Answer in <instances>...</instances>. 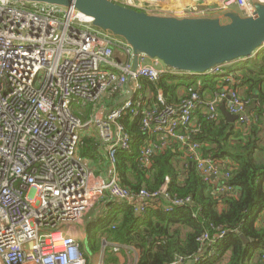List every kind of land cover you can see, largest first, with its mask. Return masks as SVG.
<instances>
[{
  "label": "built area",
  "instance_id": "built-area-1",
  "mask_svg": "<svg viewBox=\"0 0 264 264\" xmlns=\"http://www.w3.org/2000/svg\"><path fill=\"white\" fill-rule=\"evenodd\" d=\"M109 1L130 7L123 0ZM163 1L143 0L147 5ZM257 4L264 5V0L226 1L243 17H251ZM79 15L49 4L0 1V264H86L85 253L68 230L97 202L105 197L119 203L140 199L142 203L134 209L140 215L152 201H169L166 186L152 193H132L120 184L117 156L128 152L132 143L122 123L125 117H142L148 139L138 161L144 168L151 165L156 150L178 143L205 180L229 176L218 163L199 155V144L188 142L182 132L193 125L196 111L204 109L206 119L216 121L218 102L225 100L228 113L240 126L255 118L235 91H223L210 101L192 93L177 107L161 111L144 106L140 81L157 82L167 70L147 65L144 56H139L134 68L132 49L126 42L94 28L91 19ZM114 48L128 61L114 59ZM209 74L232 80L223 67ZM128 82L132 83L130 97L104 108L105 94ZM156 100L164 104L160 91ZM88 107L91 112L86 120L74 114V109ZM96 108L102 109L100 115ZM91 127L106 151L107 181L94 178L77 159L81 135ZM157 136L169 140L157 145L152 142ZM223 188L233 190L227 185ZM172 203L179 206L184 201ZM224 235L220 232L217 239ZM198 241L204 246L217 240L205 233Z\"/></svg>",
  "mask_w": 264,
  "mask_h": 264
},
{
  "label": "trees",
  "instance_id": "trees-1",
  "mask_svg": "<svg viewBox=\"0 0 264 264\" xmlns=\"http://www.w3.org/2000/svg\"><path fill=\"white\" fill-rule=\"evenodd\" d=\"M241 65L236 73L224 69L225 74H231V82L219 75L189 77L169 71L157 82L142 79V88L152 93L150 100H145L146 107L161 111L177 107L192 93L204 98L205 90L213 95L235 91L244 101H251L256 95L258 108L253 113L261 118L264 115V49L256 58ZM179 89L184 91L182 97H179ZM118 90L109 93L110 106L117 99L113 94ZM159 91L164 104L157 103ZM90 110V107L84 110L85 114ZM74 114L81 120L87 119L77 110ZM199 116V122L182 132L188 142L199 144L202 157L218 163L221 172H227L229 177L205 180L194 160L186 156L178 143H169L156 150L151 165L144 168L138 161L139 151L148 139L141 124L142 117H125L122 123L131 135L132 143L128 152L120 151L117 156L120 184L132 193L140 190L152 193L166 186L169 201L165 199L160 205H147L145 212L138 216L131 203H112L109 219L94 221L89 232H107L109 238L136 249L139 252L136 264H186L192 260L195 264H264V229L255 226L257 212L264 210V162L258 156L262 149L254 137L253 126L242 139L234 129L235 124L222 114L219 113L216 121ZM164 137H153L152 142L157 145L168 142L169 139ZM91 140L83 138L79 151L86 153L87 143ZM225 163L229 165L224 167ZM225 185L233 190L225 191ZM176 200L184 203L175 206L172 202ZM165 206L170 211L165 212ZM223 231L225 235L217 239ZM205 233L217 241L200 245L198 239ZM87 248L96 250L97 245L88 243ZM212 251L216 255H212Z\"/></svg>",
  "mask_w": 264,
  "mask_h": 264
},
{
  "label": "water",
  "instance_id": "water-1",
  "mask_svg": "<svg viewBox=\"0 0 264 264\" xmlns=\"http://www.w3.org/2000/svg\"><path fill=\"white\" fill-rule=\"evenodd\" d=\"M8 1L43 3L77 11L91 19L94 28L126 42L132 49L134 68L139 65V56H144L161 62L175 75L200 77L215 67L246 63L264 49V5L259 4L251 17L226 13L224 23L218 18L153 15L109 0ZM130 92L114 106L128 99ZM253 107L254 104L247 110ZM223 116L231 123L236 121L227 111H223ZM240 238L245 240L242 235ZM186 264H195V261Z\"/></svg>",
  "mask_w": 264,
  "mask_h": 264
},
{
  "label": "crops",
  "instance_id": "crops-1",
  "mask_svg": "<svg viewBox=\"0 0 264 264\" xmlns=\"http://www.w3.org/2000/svg\"><path fill=\"white\" fill-rule=\"evenodd\" d=\"M226 1L227 0H164L162 3L159 4L147 5L144 3L146 7H144L141 11L153 15L172 16L177 18H184V17L218 18L221 21L222 18L225 17V14L228 12H234L242 15V12L236 6H226ZM151 5H154L156 7L155 10L157 11L159 9L160 12H155V13L147 12L150 11L148 6ZM113 58L120 62L128 61L127 57L124 56L123 53L116 48L113 49ZM252 59L254 58H251L250 60ZM241 64H245V63L234 62V63L226 64L224 66V69L226 71L227 69H231L232 71H234V73H236L238 69L241 68L242 66ZM147 65L156 68V65H158V61H151ZM156 69L162 71L167 70L165 68H156ZM216 83H218V80L216 81ZM129 89L130 90L132 89L131 82H128L127 85H125L122 89H119L118 92L115 93L117 95V99L113 100L112 106L109 105L110 102V99H108L110 98L109 93L105 94L104 99L102 101V106L104 108L110 109L115 105L117 101H120L123 97H126L128 95L130 91ZM141 90H144L143 94L146 96L145 100L146 99L150 100V96L152 95V93L148 89L142 88ZM183 93L184 91H181V89H179L178 91L179 97H182ZM203 96L205 100L210 101L214 95L213 93H210L209 91L205 90ZM255 98H253V100L251 99V101H246L248 106L254 104L252 110L250 111L246 110L251 117H255L254 120H252L249 124L243 126H240L237 123V121H235L234 129L239 132V137L243 139V137H246L250 133V127L253 126L252 130L254 137H256V139L258 140V145L262 149V151H260L258 156L259 159L262 162H264V116L261 118H256L257 116L253 113L254 110L258 108ZM149 100H147V102ZM145 105H147L146 102L144 106ZM217 107L219 113L223 115V111H227V102L225 100L219 101ZM75 110H77V112H79L80 115H85V118H88L91 112L90 110L85 114L84 110L78 108L74 109V111ZM85 110H87V108ZM95 112L100 115L102 109L96 108ZM205 114L206 111L204 109H199L198 111H196V113L193 116V126L197 122H199V118H200L199 115H201V117H204ZM83 138L92 139V140L91 143H87V146H89V148L86 151V153H82L78 149L77 159H79L81 163L85 167H87V169L90 171V173L94 178L107 181L110 178V173L106 159V151L97 136L96 129L94 127H91L88 131L83 132L80 141H82ZM220 178L224 179L222 176L221 177L218 176L213 178V180L214 179L220 180ZM112 203L115 205L124 204V202L119 203L111 199L110 197H105L101 201L97 202L92 207V209L88 210V212L83 217L84 219L82 218L80 222H78L75 226H73L68 230V233L70 235H73L77 239L81 248L84 250L86 263L88 262V264H136L137 263L139 252L133 247L127 246L125 244H121V242L118 241L117 239L109 238L107 232H105L104 234H102L101 232H96L95 234L93 232H89V226L94 221L104 218L109 219V214L112 213L111 211L112 207L110 206ZM125 203H131L132 205H134L135 208H138L142 202L140 199H133ZM156 204L157 205L162 204V200L152 201L148 203V205H156ZM257 213L258 215L255 221V226L259 229H264V210H260ZM136 216H138V214ZM88 243L97 245L96 250L90 251L89 248H87Z\"/></svg>",
  "mask_w": 264,
  "mask_h": 264
},
{
  "label": "rangeland",
  "instance_id": "rangeland-1",
  "mask_svg": "<svg viewBox=\"0 0 264 264\" xmlns=\"http://www.w3.org/2000/svg\"><path fill=\"white\" fill-rule=\"evenodd\" d=\"M126 4L125 5H128V6H131V7H133V8H135V9H140V10H142L143 9V7H146L145 6V4H144V2H143V0H123ZM149 7V10L150 11H147V12H149V13H155V12H160L159 11V9L156 11L155 10V6L154 5H151V6H148ZM222 22H226L225 21V19L224 18H222ZM151 61H154V60H151V59H147V64H149ZM163 66V67H162ZM165 66L161 63V62H159L158 61V65H156V68H164ZM90 209H92V208H90ZM89 209V210H90ZM88 212V211H87ZM86 212V213H87ZM85 213V214H86ZM84 217V216H83ZM82 217V218H83ZM84 219V218H83Z\"/></svg>",
  "mask_w": 264,
  "mask_h": 264
},
{
  "label": "bare ground",
  "instance_id": "bare-ground-1",
  "mask_svg": "<svg viewBox=\"0 0 264 264\" xmlns=\"http://www.w3.org/2000/svg\"><path fill=\"white\" fill-rule=\"evenodd\" d=\"M80 16V18H82V19H84V20H86V21H90V19H88V18H86V17H84L83 15H79Z\"/></svg>",
  "mask_w": 264,
  "mask_h": 264
},
{
  "label": "clouds",
  "instance_id": "clouds-1",
  "mask_svg": "<svg viewBox=\"0 0 264 264\" xmlns=\"http://www.w3.org/2000/svg\"><path fill=\"white\" fill-rule=\"evenodd\" d=\"M167 72H168V70H167Z\"/></svg>",
  "mask_w": 264,
  "mask_h": 264
}]
</instances>
